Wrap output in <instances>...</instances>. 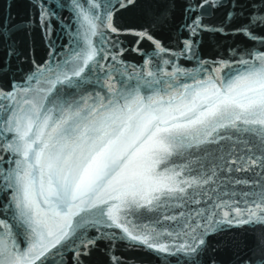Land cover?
I'll return each mask as SVG.
<instances>
[{
    "label": "snow or ice",
    "instance_id": "6c2138e0",
    "mask_svg": "<svg viewBox=\"0 0 264 264\" xmlns=\"http://www.w3.org/2000/svg\"><path fill=\"white\" fill-rule=\"evenodd\" d=\"M0 264H264V0H0Z\"/></svg>",
    "mask_w": 264,
    "mask_h": 264
},
{
    "label": "water",
    "instance_id": "95a60500",
    "mask_svg": "<svg viewBox=\"0 0 264 264\" xmlns=\"http://www.w3.org/2000/svg\"><path fill=\"white\" fill-rule=\"evenodd\" d=\"M126 55H127V54H126ZM118 254H119V253H118ZM123 255L127 256V255H130V253L125 252V253H123Z\"/></svg>",
    "mask_w": 264,
    "mask_h": 264
}]
</instances>
